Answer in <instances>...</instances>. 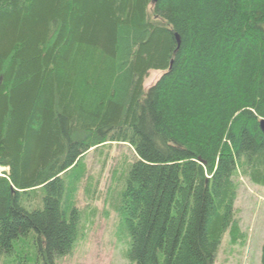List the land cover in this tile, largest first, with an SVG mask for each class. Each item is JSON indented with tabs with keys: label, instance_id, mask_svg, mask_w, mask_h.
Listing matches in <instances>:
<instances>
[{
	"label": "trees",
	"instance_id": "trees-1",
	"mask_svg": "<svg viewBox=\"0 0 264 264\" xmlns=\"http://www.w3.org/2000/svg\"><path fill=\"white\" fill-rule=\"evenodd\" d=\"M260 120L264 0H0V264L72 252L83 157L106 144L136 157L123 257L214 264L244 240L233 178L264 188Z\"/></svg>",
	"mask_w": 264,
	"mask_h": 264
},
{
	"label": "rangeland",
	"instance_id": "rangeland-1",
	"mask_svg": "<svg viewBox=\"0 0 264 264\" xmlns=\"http://www.w3.org/2000/svg\"><path fill=\"white\" fill-rule=\"evenodd\" d=\"M162 74L149 72L143 83L144 92ZM135 160L133 150L125 144H106L84 155L85 176L74 195L80 236L72 252L57 258L55 264H133L123 257L129 248V237L119 223L114 205L125 169ZM6 171L0 168V173ZM233 181L237 186L234 218L244 240L231 244L226 233L214 264H259L264 242V188L253 186L241 176Z\"/></svg>",
	"mask_w": 264,
	"mask_h": 264
},
{
	"label": "water",
	"instance_id": "water-1",
	"mask_svg": "<svg viewBox=\"0 0 264 264\" xmlns=\"http://www.w3.org/2000/svg\"><path fill=\"white\" fill-rule=\"evenodd\" d=\"M153 1H156V0H153ZM175 39L177 41V44H179L177 36H175ZM259 129L264 134V120L259 121Z\"/></svg>",
	"mask_w": 264,
	"mask_h": 264
},
{
	"label": "crops",
	"instance_id": "crops-1",
	"mask_svg": "<svg viewBox=\"0 0 264 264\" xmlns=\"http://www.w3.org/2000/svg\"><path fill=\"white\" fill-rule=\"evenodd\" d=\"M240 228V227H239Z\"/></svg>",
	"mask_w": 264,
	"mask_h": 264
}]
</instances>
